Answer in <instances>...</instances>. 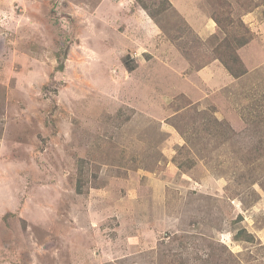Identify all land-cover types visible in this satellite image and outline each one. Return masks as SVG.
<instances>
[{
  "label": "rangeland",
  "instance_id": "rangeland-1",
  "mask_svg": "<svg viewBox=\"0 0 264 264\" xmlns=\"http://www.w3.org/2000/svg\"><path fill=\"white\" fill-rule=\"evenodd\" d=\"M142 1L0 0V264H264V0Z\"/></svg>",
  "mask_w": 264,
  "mask_h": 264
},
{
  "label": "trees",
  "instance_id": "trees-1",
  "mask_svg": "<svg viewBox=\"0 0 264 264\" xmlns=\"http://www.w3.org/2000/svg\"><path fill=\"white\" fill-rule=\"evenodd\" d=\"M138 2H141V7L148 13L150 14L152 9L151 7L154 5V3H151L150 4H146V3H143L142 0H136ZM161 1V0H159ZM145 2V1H144ZM160 5H158L157 9H158V14H162L163 12L167 11L170 9V7L172 6L171 2L169 0H162L160 3ZM167 5V6H166ZM151 6V7H150ZM151 16H154V15H151ZM246 40H244L243 42L240 43L239 47L241 46H245L248 44V42H245ZM241 76V75H240ZM251 239L248 240V242H252L253 238L252 236L250 237Z\"/></svg>",
  "mask_w": 264,
  "mask_h": 264
},
{
  "label": "crops",
  "instance_id": "crops-1",
  "mask_svg": "<svg viewBox=\"0 0 264 264\" xmlns=\"http://www.w3.org/2000/svg\"><path fill=\"white\" fill-rule=\"evenodd\" d=\"M182 11L184 12V10L182 9Z\"/></svg>",
  "mask_w": 264,
  "mask_h": 264
}]
</instances>
